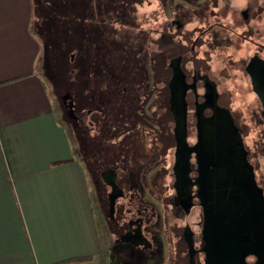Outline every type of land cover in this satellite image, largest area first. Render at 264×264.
Returning <instances> with one entry per match:
<instances>
[{
	"label": "flooded vegetation",
	"instance_id": "af4514ba",
	"mask_svg": "<svg viewBox=\"0 0 264 264\" xmlns=\"http://www.w3.org/2000/svg\"><path fill=\"white\" fill-rule=\"evenodd\" d=\"M179 8L166 14L158 6L154 97L158 131L167 132L154 138L163 157L151 164V183L161 171L170 180L161 200L155 197L162 216L154 207L151 214L164 219L170 264H264L257 157L264 153V113L249 73L264 90V0H192L188 10ZM234 91L258 105L242 114ZM251 124L261 136L252 152L245 140ZM111 175L104 173L109 183Z\"/></svg>",
	"mask_w": 264,
	"mask_h": 264
},
{
	"label": "rangeland",
	"instance_id": "374dc122",
	"mask_svg": "<svg viewBox=\"0 0 264 264\" xmlns=\"http://www.w3.org/2000/svg\"><path fill=\"white\" fill-rule=\"evenodd\" d=\"M34 2L43 42L39 71L111 226V263L170 264L164 219L151 214L154 207L162 216L155 197L161 200V187L170 180L161 171L151 183V164L163 157L154 138L167 132L158 131L163 123L156 118V27L160 4L170 14L176 6L188 10L192 0ZM232 96L242 114L258 105L248 92ZM248 130L252 152L261 136L252 124ZM164 156L167 165L170 154ZM257 157L264 178V153ZM107 171L112 183L104 178Z\"/></svg>",
	"mask_w": 264,
	"mask_h": 264
},
{
	"label": "crops",
	"instance_id": "0c3cea01",
	"mask_svg": "<svg viewBox=\"0 0 264 264\" xmlns=\"http://www.w3.org/2000/svg\"><path fill=\"white\" fill-rule=\"evenodd\" d=\"M34 0H0V264H112L111 231L40 74Z\"/></svg>",
	"mask_w": 264,
	"mask_h": 264
},
{
	"label": "water",
	"instance_id": "95a60500",
	"mask_svg": "<svg viewBox=\"0 0 264 264\" xmlns=\"http://www.w3.org/2000/svg\"><path fill=\"white\" fill-rule=\"evenodd\" d=\"M249 73L251 75L252 82L254 84V90L261 101V105H262V109L264 113V90L261 87L257 88L256 82H255V78H256L255 74L253 72H249ZM180 125L182 127V123H180Z\"/></svg>",
	"mask_w": 264,
	"mask_h": 264
},
{
	"label": "built area",
	"instance_id": "2783aa9c",
	"mask_svg": "<svg viewBox=\"0 0 264 264\" xmlns=\"http://www.w3.org/2000/svg\"><path fill=\"white\" fill-rule=\"evenodd\" d=\"M52 264H74L71 261H60V262H56V263H52Z\"/></svg>",
	"mask_w": 264,
	"mask_h": 264
},
{
	"label": "trees",
	"instance_id": "16d2710c",
	"mask_svg": "<svg viewBox=\"0 0 264 264\" xmlns=\"http://www.w3.org/2000/svg\"><path fill=\"white\" fill-rule=\"evenodd\" d=\"M39 26L40 25L37 23V29H38L39 32H41V30H39V29H41V28H39Z\"/></svg>",
	"mask_w": 264,
	"mask_h": 264
}]
</instances>
